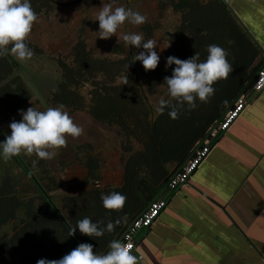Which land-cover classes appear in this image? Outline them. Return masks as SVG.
I'll use <instances>...</instances> for the list:
<instances>
[{
	"label": "trees",
	"instance_id": "1",
	"mask_svg": "<svg viewBox=\"0 0 264 264\" xmlns=\"http://www.w3.org/2000/svg\"><path fill=\"white\" fill-rule=\"evenodd\" d=\"M32 1L35 3L32 8L39 6L38 11L42 13L41 9L50 8L55 0ZM171 8L182 14L195 36L183 38L180 37L182 34H177L172 40H175V44L165 58L175 56L186 60L198 52L203 61L207 58L208 46L217 44L228 52L227 58L233 71L227 79H221L213 85L215 94L208 102L201 103L197 100L194 109H189L185 104L180 110L179 118L173 120L167 114L168 110L164 114L155 112L156 107L139 86L136 62L130 65L131 70L128 68L132 62V57H129L124 63L126 75H129L127 84L118 87L104 85L106 87L102 89L98 87L92 95L90 110L95 120L110 126L116 125L121 136L126 138L123 142L127 155L122 185L105 190L96 187L81 194L66 196L63 198V207L60 208L52 197L53 191L60 186L51 180L49 188L31 167L29 156L21 153L13 157L12 160L35 183V191L31 195L22 196L17 191L14 180L7 179V184L6 176L3 178L4 183L0 185V264H37L40 259H59L77 247L79 241H92L94 251L98 254L106 253L109 242L121 231L124 232L139 211H143L152 202L172 178L175 168L183 165L210 128L241 95L251 81L253 72L257 73L258 48L253 45L257 52L254 53L255 50L248 45L244 38L247 34L235 21L224 0H172ZM35 11L38 13L36 8ZM78 51L76 61L79 65H61L62 80L58 83L53 101L64 107L84 105L83 99L74 88L78 89L83 78L89 75L95 78L99 73L106 72L102 64L97 65L84 44ZM117 65L118 62H112L115 72ZM8 67V71L5 67L3 73L0 68V85L4 82L0 87V141L5 139V133L10 134V131L4 130V125L9 123L19 108L30 101L28 87L21 76L7 81L15 70V65L10 63ZM174 68L175 65L166 68L165 61L162 66L152 71L148 81L150 94L160 86L167 89L163 84L164 78L171 76ZM132 138L142 141V150L133 149ZM86 166L91 178H87L83 185L87 187L90 179L94 184L100 182L99 164L95 163V159L91 158ZM171 166L175 167L173 171ZM113 191L127 197L125 207L118 212L106 210L101 200L102 193ZM130 201L133 203L132 208H129ZM64 207L66 214L63 212ZM84 217H89L94 223L103 220L105 225V219L114 224L119 219L121 223L115 224L110 237L105 232L102 237L91 238L77 229L75 235L78 241L75 236L70 237L69 232L77 220Z\"/></svg>",
	"mask_w": 264,
	"mask_h": 264
},
{
	"label": "rangeland",
	"instance_id": "2",
	"mask_svg": "<svg viewBox=\"0 0 264 264\" xmlns=\"http://www.w3.org/2000/svg\"><path fill=\"white\" fill-rule=\"evenodd\" d=\"M102 2L106 3L109 0H55L50 8L41 9L42 13L38 11L40 7L36 6L38 13L35 8L33 10L37 13L38 19L26 41L34 51L33 58L21 62L10 54L0 57L2 73L5 67L8 71L10 63L15 65V70L12 71V75L7 78V81L21 76L28 87L30 96L27 105L19 108L9 123L4 125L5 131H11L8 126L13 119L16 121L22 119L19 110L26 111L29 107L34 106L37 110L43 111L47 107L59 106L54 103L53 97L57 91L58 83L62 80L61 65L67 64L70 67L79 65L76 60L78 50L83 44L86 46V51L98 63L97 65L102 64V67L106 68L105 73L98 72L99 74L95 78H91L92 76L89 75L88 78L85 77L80 81L78 89L74 88V91L78 92L83 99L84 105L64 107L74 123L83 129V134L79 138L67 137V146L64 148L51 149L50 151L54 153V158L51 160H38L35 154L28 158L31 167L49 188L51 180L58 187L60 186L52 194L60 208L63 207V198L66 196L81 194L97 186L101 188L108 184L114 188L118 187L117 183L120 180L118 167L121 162L126 160L123 145L126 138L121 136L120 129L116 125L110 126L95 120L90 114V110L92 95L96 93L98 87L102 89L106 87L104 85L123 86L124 78L129 76L126 75L124 63L129 57L136 54L137 49L126 45L122 36L128 32H137L143 33L145 41L154 39L158 46L155 50L160 56L158 67L165 63V56L175 44V40L173 42L172 40L177 34H182L180 37L183 38L195 36L189 30L190 25L188 28L182 14L172 10V0H120L116 1L113 6L123 5L134 11H139L147 17L146 23L140 26L125 23L118 29L117 36L114 35L108 40L99 39L96 34L99 31V22L96 21V17ZM30 3L32 7L35 6L32 0ZM118 37L121 38L120 43H118ZM105 61L107 63H101ZM111 61L118 62L117 72L113 70L115 68L112 67ZM136 65L139 86L149 101L158 107L161 99L170 100L171 97L164 86H160L152 94L149 93L148 81L152 71L146 72L139 61L136 62ZM3 83L1 82L2 86ZM1 85L0 87H2ZM131 143L135 151L142 150L143 143L138 138H132ZM91 158H94L95 163L99 164L101 180L99 185L95 186L96 184L90 179L89 185L85 187L84 181L91 178L88 176L86 166ZM34 161L38 162L34 164ZM5 176L7 184V179L15 181L16 189L22 196L34 193L35 183L23 168L12 159L6 162L0 156V185L4 183ZM63 212L66 214L65 207ZM7 229L10 228L7 227Z\"/></svg>",
	"mask_w": 264,
	"mask_h": 264
},
{
	"label": "crops",
	"instance_id": "3",
	"mask_svg": "<svg viewBox=\"0 0 264 264\" xmlns=\"http://www.w3.org/2000/svg\"><path fill=\"white\" fill-rule=\"evenodd\" d=\"M229 3L248 45L258 48L259 68L264 64V0ZM255 75L254 71L251 81ZM245 94L251 106L216 139L189 183L178 191L165 190L161 198L167 208L148 231L137 235L133 255L138 264H264V91L258 95L250 86ZM121 163L117 186L122 185L126 160Z\"/></svg>",
	"mask_w": 264,
	"mask_h": 264
},
{
	"label": "clouds",
	"instance_id": "4",
	"mask_svg": "<svg viewBox=\"0 0 264 264\" xmlns=\"http://www.w3.org/2000/svg\"><path fill=\"white\" fill-rule=\"evenodd\" d=\"M115 3L116 0L102 2L96 17L99 22V31L96 33L99 39H110L125 23L140 26L147 21V17L139 11L123 5L114 7ZM37 19L38 15L30 0H0V57L10 54L21 62L33 58L34 51L26 41ZM118 38L120 43L121 38ZM122 39L126 45L137 49L128 68L139 61L146 72L157 69L160 56L155 50L158 46L154 39L145 41L143 33L137 32L125 33ZM207 53V58L203 61L198 52L186 60L175 56L167 57L166 68L175 65L171 76H166L163 83L171 99L159 101L155 108L157 114H164L168 110L167 114L171 119H178L185 104L189 109H194L197 100L206 103L215 94L213 85L221 79H227L233 67L227 58L228 52L221 46L210 44ZM127 82L128 78L125 77L124 83ZM19 115L22 119H13L8 126L10 134L5 133V139L0 141V156L6 162L21 153L29 157L35 154L38 160H51L54 158L51 149L64 148L67 146V137L79 138L83 134V129L74 123L63 105L47 107L43 111L33 106L26 111L19 110ZM37 162L34 161V164ZM101 200L106 210L118 212L125 207L127 197L113 191L102 193ZM119 223V219L115 221V224ZM104 224L103 220L94 223L89 217H84L77 220L69 235L74 237L79 229L85 236L99 238L105 232L111 233L115 227L111 220L106 227ZM132 249V243L114 239L109 242L106 253L98 254L92 244L81 243L59 259H40L37 264H138V257L132 254Z\"/></svg>",
	"mask_w": 264,
	"mask_h": 264
},
{
	"label": "built area",
	"instance_id": "5",
	"mask_svg": "<svg viewBox=\"0 0 264 264\" xmlns=\"http://www.w3.org/2000/svg\"><path fill=\"white\" fill-rule=\"evenodd\" d=\"M251 90L258 95L264 91V67L258 69L252 82ZM250 106L246 94L239 95L235 99L223 117L212 128H210V136L205 139V142L197 150H195L192 158L183 166V168L175 173L169 180V189L172 191H178V189L183 188L189 183L194 174L210 156L215 147L216 139H219L222 135L228 133ZM167 205V201L162 198L151 202L146 210L134 218L127 226V229L124 231L120 240L125 243H132V254L137 247V235L139 232L150 228L160 217L164 209L167 208Z\"/></svg>",
	"mask_w": 264,
	"mask_h": 264
},
{
	"label": "water",
	"instance_id": "6",
	"mask_svg": "<svg viewBox=\"0 0 264 264\" xmlns=\"http://www.w3.org/2000/svg\"><path fill=\"white\" fill-rule=\"evenodd\" d=\"M224 3L227 5V7L232 11V8H231V6H230V3H229V0H224ZM233 12V11H232ZM242 27H243V25H241ZM262 67H264V64L261 66V67H259V68H262ZM252 82L253 81H251V83L246 87V89L243 91V93H241V95H243V94H245L246 92H247V90L249 89V87L252 85ZM210 134H211V132H209L206 136H205V138L203 139V141L201 142V143H199L198 144V146L195 148V150H197L204 142H205V139H207L209 136H210ZM195 150L191 153V155L188 157V159L186 160V162L176 171V173L177 172H179L182 168H183V166L192 158V156H193V154H194V152H195ZM168 185H169V182L166 184V186L164 187V189L156 196V198L154 199V200H152V202L153 201H155V200H157V199H160L161 197H162V195L164 194V192H165V190L168 188ZM150 205V204H149ZM144 210H146V208L144 209ZM143 210V211H144ZM142 211V212H143ZM141 212V213H142ZM133 220V219H132ZM150 228H147L146 229V231H148ZM124 233V232H123ZM123 233L121 234V237H122V235H123ZM75 237H76V235H75ZM121 237L119 238V240L121 239ZM77 238V237H76ZM77 240H78V238H77ZM79 241V240H78ZM79 244H81V242L79 241Z\"/></svg>",
	"mask_w": 264,
	"mask_h": 264
},
{
	"label": "flooded vegetation",
	"instance_id": "7",
	"mask_svg": "<svg viewBox=\"0 0 264 264\" xmlns=\"http://www.w3.org/2000/svg\"><path fill=\"white\" fill-rule=\"evenodd\" d=\"M54 98V97H53ZM55 103V102H54Z\"/></svg>",
	"mask_w": 264,
	"mask_h": 264
}]
</instances>
